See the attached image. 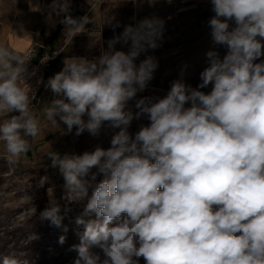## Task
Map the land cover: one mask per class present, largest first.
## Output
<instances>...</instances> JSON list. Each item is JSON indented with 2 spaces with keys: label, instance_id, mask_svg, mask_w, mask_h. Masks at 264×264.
I'll list each match as a JSON object with an SVG mask.
<instances>
[{
  "label": "clouds",
  "instance_id": "obj_1",
  "mask_svg": "<svg viewBox=\"0 0 264 264\" xmlns=\"http://www.w3.org/2000/svg\"><path fill=\"white\" fill-rule=\"evenodd\" d=\"M211 4L212 43L227 53H206L197 88L177 79L164 97L137 100L135 114L127 109L158 67L151 55L136 63L162 39L164 20L156 16L126 26L95 59L66 58L49 78L55 98L44 115L52 125L58 118L68 132L75 126L77 136L85 130L98 135L104 122L119 129L108 149L46 153L65 181L63 198L87 201L75 221L84 225L73 246L75 264H138L133 257L146 264H264V61L256 62L264 56V0ZM49 7L63 14L69 37L95 22L88 15L74 18L70 0H52ZM117 43L128 51L116 50ZM32 55L0 43V141L10 169L41 132L26 83L35 74L27 70ZM210 84L209 93L200 90ZM141 116L150 123L133 136L129 126ZM98 174L103 179L94 183ZM46 182L41 177L36 186ZM64 218L50 195L40 219L67 231ZM0 264L30 261L10 252L0 255Z\"/></svg>",
  "mask_w": 264,
  "mask_h": 264
},
{
  "label": "rangeland",
  "instance_id": "obj_2",
  "mask_svg": "<svg viewBox=\"0 0 264 264\" xmlns=\"http://www.w3.org/2000/svg\"><path fill=\"white\" fill-rule=\"evenodd\" d=\"M172 3L173 6L166 9L148 11V15L154 13L153 16L159 18L170 17L171 24L164 25L162 39L158 41L159 46L142 53L136 61L139 64L146 56L151 55L156 58L158 67L146 89L128 101L127 109L134 114L138 111L135 106L137 100L144 97H164L172 82L177 79L182 78L186 84L197 88L201 83L200 73L208 66L206 53L216 50L221 58L227 53L226 47L212 43L208 21L215 13L212 11L211 0H173ZM129 14L127 11L125 18L112 22L116 24L105 26L103 36H94L88 43L83 44V49L95 51L103 46L106 51L108 41L120 35L130 25L127 18ZM231 26H235L234 22ZM115 49L127 52L128 46L117 43ZM60 56L61 54L54 60L53 66ZM261 61H264V56L256 62ZM52 72L53 69L50 70ZM45 88L44 84L40 104L34 109L40 121L41 132L30 141L29 153L11 169L5 159L3 142L0 141V255L15 252L21 259H28L30 264H75L78 251L73 246L80 243L79 233L84 230V225H78L75 221L82 216L87 201L70 203L63 198L65 181L58 168L51 166V159L46 153L52 151L61 156L82 155L97 147L108 149L111 147L112 136L119 129H112L108 122H104L98 135L93 136L85 130L77 136L75 126L68 132L67 126L58 118L57 124L52 125L44 115V108L49 105H45L43 101ZM211 89L210 84L200 90L209 93ZM83 118L86 120L87 116ZM149 123L147 116L134 118L128 131L134 136L141 126ZM92 171L95 172L96 169ZM41 177H47V182L38 188L36 185ZM101 179L103 176L98 174L94 183ZM50 195L61 207V214L65 216L63 225L67 226V231L40 219V213L49 206ZM65 207L70 209L66 214ZM83 218L87 221L95 216L93 214ZM29 236L33 239L28 240ZM61 236L65 237L62 244L59 242ZM92 251L103 255L99 248H93ZM133 259H138V264H146L143 257Z\"/></svg>",
  "mask_w": 264,
  "mask_h": 264
},
{
  "label": "crops",
  "instance_id": "obj_3",
  "mask_svg": "<svg viewBox=\"0 0 264 264\" xmlns=\"http://www.w3.org/2000/svg\"><path fill=\"white\" fill-rule=\"evenodd\" d=\"M172 2L173 0H70V14L74 18L88 15L95 18V22L86 25V31L69 37L65 26L60 23L63 14L57 16L49 7L52 0H0V43H7L23 53L33 40L45 43L53 34H57L53 46L61 50V56L55 62L53 72H49L45 80L43 101L46 105L55 98L47 87V82L62 70L66 58L84 57L92 60L105 51L103 46L95 51L85 50L84 43H88L94 36H103L104 27L125 18L127 11L130 13L127 16L129 24L134 25L146 17H153L154 13L148 15V11L166 9L173 6ZM35 4L40 5V11L32 10L30 5ZM161 19L164 20V25L171 24L170 17Z\"/></svg>",
  "mask_w": 264,
  "mask_h": 264
},
{
  "label": "built area",
  "instance_id": "obj_4",
  "mask_svg": "<svg viewBox=\"0 0 264 264\" xmlns=\"http://www.w3.org/2000/svg\"><path fill=\"white\" fill-rule=\"evenodd\" d=\"M28 50H32L33 55L27 63V70L29 73L34 72L35 74L26 78V83L35 94V99L32 101V106L35 108L41 101L45 80L61 50L55 49L47 43H39L35 40L32 41L31 45L24 52Z\"/></svg>",
  "mask_w": 264,
  "mask_h": 264
},
{
  "label": "trees",
  "instance_id": "obj_5",
  "mask_svg": "<svg viewBox=\"0 0 264 264\" xmlns=\"http://www.w3.org/2000/svg\"><path fill=\"white\" fill-rule=\"evenodd\" d=\"M56 36H57L56 33L53 34L50 38H48V39L45 41V43L51 45V46L54 48V46H53V40H54V38H55Z\"/></svg>",
  "mask_w": 264,
  "mask_h": 264
}]
</instances>
